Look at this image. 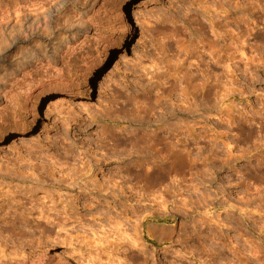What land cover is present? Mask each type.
I'll return each mask as SVG.
<instances>
[{
    "label": "rangeland",
    "instance_id": "374dc122",
    "mask_svg": "<svg viewBox=\"0 0 264 264\" xmlns=\"http://www.w3.org/2000/svg\"><path fill=\"white\" fill-rule=\"evenodd\" d=\"M24 1L0 0V11ZM94 1L83 47L58 62L64 81L37 99L29 95L30 77L19 73L15 85L4 78L26 42H0V78L9 82L0 91V203H6L0 233L17 236L1 247L0 264H264V0H89L79 10ZM7 92L9 97L2 95ZM164 122L170 131L163 132ZM151 128L160 140L152 138ZM142 135L146 140L139 142ZM180 151L186 159L177 158ZM85 163L96 168L86 172L90 182L108 190L79 200L73 198L76 190L57 192L74 194L70 207L78 212L82 197L92 201L90 214L61 213L59 233L39 218L41 203L32 215H20L22 204L29 207L34 196L43 197L42 189L53 190L20 173H37L33 165H45L56 176L62 169L83 178ZM7 170L13 173L5 177ZM174 185L197 192H180L186 199L217 198L211 212L227 222L196 230L190 224L188 237L177 227L168 248L147 243L154 255L147 261L129 252L110 261L102 250L115 237V221L122 232H132L113 199L158 215L160 200L180 197L166 192ZM229 204L246 207L249 222L241 207Z\"/></svg>",
    "mask_w": 264,
    "mask_h": 264
},
{
    "label": "bare ground",
    "instance_id": "6f19581e",
    "mask_svg": "<svg viewBox=\"0 0 264 264\" xmlns=\"http://www.w3.org/2000/svg\"><path fill=\"white\" fill-rule=\"evenodd\" d=\"M68 2L72 3V6H73V11L70 13L67 12V10L65 9V6ZM88 2H89V0H83V1L82 0H25L23 2V4L16 2L12 7L6 8L3 11L1 10L0 11V42L3 41V43H5L6 41L4 42V40H7V41L9 40L12 44H13V42L20 41V40H24L26 42V46L24 45V48H21L20 52L18 51L19 52V54H18L19 58L16 59L17 60L16 63H14V65L11 67V70L9 68L10 71L7 74L8 77L4 76V78H7V80L9 82L11 81L10 83H13L14 81L16 82V79L19 78V77L17 78L19 73H23L24 76L30 77L29 79H30V82L32 83L31 88H33V89L30 91L29 95L32 97L34 96V99L35 98L37 99V98L43 96L44 94H46V92L48 91L47 87H53L56 83H62V81H64V78L62 75L63 74L62 68L58 65V62L62 61V64H63L66 60H68L71 57H73L74 55H76V53L79 52L78 50H80L83 47V43H82L84 41L83 37L86 36L85 31L87 30V28L91 24L90 23L92 21L91 16L93 15L92 13L94 11L95 1L93 2L92 5H90V7H87V9H85L84 11H80L79 9L82 6H86ZM122 8H123V6L121 5L120 14L122 12ZM60 23H62L64 25L63 30L60 31V28H59V30L57 32H55L54 28L57 27ZM123 23L125 24V26L128 25V23H126V20L123 21ZM246 34H245V36H246ZM50 37H52V38H50ZM1 44L2 43H0V45ZM4 49H1V50H4ZM106 50H107V48L105 49V51ZM242 55H244V54H242ZM216 62H217V60H216ZM32 69H33V71H34V69H38V73L34 76H31L32 73H30V71ZM3 74H4V72H3ZM1 77H3V75ZM8 81H6V79L4 81V80H2V78H0V91L1 92L2 91L4 92V89H5L4 87ZM9 82H8V84H9ZM15 82H14V85H15ZM213 87H215V86L213 85L212 89H213ZM214 92H216V90ZM217 92H218V90H217ZM5 94H6V97H9L8 95H10L9 92L4 93L2 95H5ZM212 94H214V93H212ZM216 96H218V95H214V97H216ZM214 97H212V98H214ZM34 99H32V100H34ZM213 100H215V99H213ZM186 102L188 103V101H186ZM159 103H160V101H159ZM180 103H182V102H180ZM185 104H183V105L185 106ZM189 104H190V102H189ZM176 105H178V104L176 103ZM179 106H180V104H179ZM182 107L183 106H181V108ZM192 107L193 106H191V108ZM195 107H196L195 109H197V105H195ZM187 108H186V110H187ZM193 108H192V110H194ZM159 109L161 111V108H159ZM183 109H185V108L183 107ZM149 110H151V109H149ZM169 110H171V109H169ZM186 110H183V111L180 110V111H181V113L182 112L184 113V111L188 112ZM152 112H155V111L152 110ZM152 112H151V114H152ZM163 112H164V109H163ZM191 112L192 111H190V113ZM149 114H150V112H149ZM179 114H180V112H179ZM31 115H33V117H35L34 109H32ZM169 115H171V114L169 113ZM140 117H142V116H140ZM160 119L161 118L159 117V121H160ZM178 119H180V118H178ZM151 120L152 119H150V120L147 119L146 122L144 121L143 124L141 123L142 129H144L143 127L148 125ZM141 122H143V121L141 120ZM165 123L166 122H164L162 125H164ZM165 125L162 128L163 132H165L166 130L169 129V128H166ZM155 126H156V124H155ZM173 126H174V124H173ZM184 126H186V125H184ZM156 128L158 130L160 129V127H156ZM156 128H151V129L153 130ZM183 129H184V127H183ZM190 129H192V128H190ZM171 130H172V128H171ZM184 130H186V129H184ZM157 131L153 130V131H151L152 134H151V132H150V134L153 135L152 138H155V140L158 138L160 140V135H158ZM168 131H170V130H168ZM188 131H189V129H188ZM163 132H162V134H163ZM171 132H174V131H171ZM185 132H187V131H184L182 133L185 134ZM166 133H168V132H166ZM144 134H146L148 137L150 136V134H148V133H144ZM143 135L141 137L139 136L136 139H138L139 142H143L144 137H146V136L143 137ZM166 136L169 137V133ZM187 136L189 138V135H187ZM161 137H162V135H161ZM165 137H163V138H165ZM170 137H172V136H170ZM149 138H150L149 140H151V137H149ZM163 138H161V140ZM166 138L164 140H166ZM185 138H187V137H185ZM181 139H182V137H181ZM144 140H146V138ZM164 140H162V141H164ZM168 140L169 139H167V141ZM186 140L187 139H185V141ZM152 141H154V139H152ZM167 141H165V142H167ZM154 143H156V141H154ZM167 143L170 145L169 142H167ZM168 144H167V146H168ZM160 145H163V144H160ZM164 146H166V145L164 144ZM171 146L169 148H167L168 151H165V152L169 153V149L171 148ZM166 147H164V148H166ZM184 148H186V147H184ZM184 148H182L181 150L183 151ZM176 150H178V149H176ZM175 151H173V152H175ZM182 151H180V153L177 155V158L184 160L186 155L184 156L185 153L183 154ZM173 152H172V154H174ZM168 153H166V154H168ZM175 154H176V152H175ZM169 156L166 157V160L169 159ZM85 165H87L88 168L84 171L83 178L74 177V175H76L77 173H72L71 171L64 173L62 169H60L56 172L57 173V176H56L54 170L46 167L45 165H41L40 167L33 165L34 170L40 171L37 173L34 171H32L30 173L26 172L27 173L26 175L24 173H20V176H22L25 179H29L30 181H33L35 183H38V185H40V184L41 185H49L50 187L53 188V190L42 189L41 191L44 193L43 197L34 196V198L31 199L29 207L26 204L25 205L22 204L23 209L21 210L20 215L25 217V218L32 215L34 213V208L36 206L39 207L36 203H41V207H40V211H39V218L45 219L46 223L52 224L53 227L57 226L58 227L57 232L59 233V230L63 226L56 219L61 213H64V214H66V216H68V215H70L68 211L71 210L73 213H77V214H80L82 216H84L87 213L90 214L92 211V204H91L92 201H89L85 197H82L83 208H82V210H80V212H78V208L70 207V202L73 201V198L75 200H79L80 196L83 194H86V196L87 195L89 196L93 193H98L100 195H103L104 192L108 190V187L105 188L104 184L103 185H99V184L97 185L94 182H90L92 174H90L89 176H85L86 172L90 171L91 169H93V172H94V171H96V168H92V166L89 163H87V164L85 163ZM137 167H138V165H137ZM140 167H141V165H140ZM1 170H2V168H0V171ZM164 171H165V169H164ZM167 171L168 170L165 171V174H168ZM69 172H71V173H69ZM12 173H13V170H12ZM12 173L10 170H7V173L4 174V176L5 177L10 176ZM156 176H157V174H156ZM162 176H164V174ZM172 185H173V183H172ZM183 186L184 187L182 188L180 185H176V186L174 185L173 189L166 188V192H171L174 194L179 193L180 197L176 198V196H174V198L173 199L171 198V200H165V199L160 200L158 202V205L161 207V211L158 215H154V213L152 211L143 213L141 210L138 209V207H139L138 203L129 204L128 205L129 207H127L126 202L121 201L120 198L118 200L113 199L117 203L116 206L119 209L123 208V209H120V212H121V214H124L126 216L125 218L127 220V224H128V226L132 232H131V234L126 233L125 230H124L125 232L124 231L122 232L120 230V228L116 227L118 225H121V224H119L120 222L115 221L116 226H114V228L110 229V230H113V232H115V237L114 238L112 237L113 241L109 242L108 246H106V248H104L102 250L103 253L105 252L106 257H108L109 260L111 261V258L113 255H116V256L118 255V257L120 258L121 254H122V256H126L125 255L126 252H129L134 257L139 258V259L143 258L145 261H147L149 255L151 258L154 256L152 253H150V251L147 248L148 242H150L153 247L158 246L160 248H162V247L168 248L169 246H171L172 243H174L173 242V235L175 233H177L176 230H178V229H179L178 233L183 232V234H186V236H187V234H188L187 229L189 228L190 224L194 228V230H196L197 226H205V228L207 226H211V228H212V226L215 225L216 223L221 224V223L227 222V221L223 220L222 218H221V220L218 219V218H220L219 217L220 214L215 217L213 212H211V210L212 209L214 210V208L216 207L215 203L218 200L217 201H215V200L217 198H215V199L212 197L210 198L209 194H208V195L203 196L201 199L198 198L196 200H192L190 196H189L190 198L187 197L189 199H186L185 197H181L182 196L181 193L184 194V191L185 192L186 191L187 192H189V191L196 192V191L189 189L190 188L189 186H188L189 188H186L187 185H183ZM59 189H64L67 191H70V190L75 191L76 190L77 196L73 197L74 194H72L71 196L66 195V194H60L57 192ZM30 191L35 192L36 190H32V188H30ZM198 195L200 196V194H198ZM83 196H85V195H83ZM114 197H116V196L114 195L113 198ZM221 201L219 203H221ZM122 202H124V203H122ZM247 202H249V201L247 200ZM247 202H244L246 206L248 205ZM244 203H242L243 206H244ZM5 204H6L5 202L0 203V208ZM234 205L229 204V207H231L232 209L236 206H237V209H238V207H241L238 205H236V206H234ZM59 206H60V208H62V210L58 209ZM116 206H115V208H116ZM242 208H246V207H241L240 208L241 211L243 210ZM200 209H204V212H200ZM218 209H219V207H218ZM242 212H244V213H242ZM242 212H241L242 213L241 215L245 216V217L244 216L243 217L246 219V221L248 223L249 220L251 219L250 212L248 210L242 211ZM194 213L196 215H193ZM216 215H217V212H216ZM177 219H180V220H178V222L175 223L177 221ZM152 220H161L162 223L152 222ZM177 227H178V229H176ZM245 233L247 234L248 232H245ZM247 236H248V234H247ZM13 237H17V236H13V234H10V233H7V234L0 233V248L1 247L3 248L4 246H8L9 243H12L14 241ZM245 240L248 242L247 238ZM22 241H23V239H22ZM25 243H27V245H31L33 247L37 246V243L31 244V240H27V241H25ZM2 248L0 249V256L3 255V252H4V250H2ZM129 253H127V254H129ZM119 263L123 264L124 262L119 260Z\"/></svg>",
    "mask_w": 264,
    "mask_h": 264
}]
</instances>
